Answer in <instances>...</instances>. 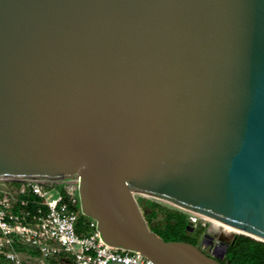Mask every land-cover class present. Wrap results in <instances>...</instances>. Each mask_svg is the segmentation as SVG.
Here are the masks:
<instances>
[{"label": "water", "instance_id": "1", "mask_svg": "<svg viewBox=\"0 0 264 264\" xmlns=\"http://www.w3.org/2000/svg\"><path fill=\"white\" fill-rule=\"evenodd\" d=\"M31 179L154 264L228 244L164 241L136 193L264 243V0H0V180Z\"/></svg>", "mask_w": 264, "mask_h": 264}, {"label": "built area", "instance_id": "2", "mask_svg": "<svg viewBox=\"0 0 264 264\" xmlns=\"http://www.w3.org/2000/svg\"><path fill=\"white\" fill-rule=\"evenodd\" d=\"M0 258L11 264H154L139 251L107 245L94 220L85 216L79 235L76 225L81 213L77 181L0 180ZM13 183L14 188H9ZM12 187V186H10ZM19 208V212H14ZM180 211V210H179ZM189 226L208 223L188 212ZM220 230V229H214ZM209 232V230H207ZM233 239V238H232ZM220 243L229 244L231 241ZM18 245L38 254L34 259L15 248ZM212 252V251H211Z\"/></svg>", "mask_w": 264, "mask_h": 264}, {"label": "trees", "instance_id": "3", "mask_svg": "<svg viewBox=\"0 0 264 264\" xmlns=\"http://www.w3.org/2000/svg\"><path fill=\"white\" fill-rule=\"evenodd\" d=\"M152 207L155 204H151ZM19 208H15L14 212H19ZM148 224L149 229L161 237L164 241H180L188 242L190 244L196 245L198 241V236L202 231L203 227L194 228L192 231L195 234V237H190L188 231L189 221L188 215L179 211H168L164 216V223L160 228H151L149 225V217L154 218L155 212L151 211L149 215L144 216ZM85 219V216H80L77 225L76 231L79 235L83 234L85 231L84 227L81 225L82 220ZM196 229V230H195ZM15 248L18 252L23 255H28L31 258H38V254L26 250L18 245H15ZM222 264H264V243L253 240L247 236L236 234L232 241L228 244L226 248V253L224 258L221 261ZM0 264H11L6 260L0 258ZM22 264H37L36 262H29L27 260L23 261Z\"/></svg>", "mask_w": 264, "mask_h": 264}, {"label": "rangeland", "instance_id": "4", "mask_svg": "<svg viewBox=\"0 0 264 264\" xmlns=\"http://www.w3.org/2000/svg\"><path fill=\"white\" fill-rule=\"evenodd\" d=\"M8 185L14 186L15 184L8 183ZM4 186H7V183L6 182H0V187H4ZM12 188H14V187H12ZM135 198L139 204V207L142 211L143 216L149 215L151 211L155 212L154 218L149 217V225L151 228L152 227L153 228H160L163 225L164 216H165L166 212L175 211V210L184 211V210L179 209L178 207H176V206H174V205H172L166 201H162L160 199H152V198L148 197L147 195H142V194L136 193ZM151 204H155V206L152 207ZM184 212H186V211H184ZM197 224H199L197 227H193L190 225L188 228V231L192 232V231H194V228H198V227L202 226V221H198ZM202 227H203V229L198 236L197 246L203 252L210 255L212 253L211 247L213 245L220 244V242H221L220 230H211V231L207 232V230H209V227H210L209 223H205L204 226H202ZM195 234L196 233H193V232L190 233V237H195ZM205 235H207V237ZM209 237H211L212 239H210ZM205 240H209L212 243L211 244H209V243L205 244Z\"/></svg>", "mask_w": 264, "mask_h": 264}, {"label": "bare ground", "instance_id": "5", "mask_svg": "<svg viewBox=\"0 0 264 264\" xmlns=\"http://www.w3.org/2000/svg\"><path fill=\"white\" fill-rule=\"evenodd\" d=\"M31 180H49V179H31ZM172 205H174V204H172ZM174 206H176V205H174ZM176 207H178V206H176ZM178 208L182 209L180 207H178ZM182 210H184V209H182ZM184 211H186V210H184ZM186 212H188L194 216H197V217L201 218L202 220L208 222L210 224L209 231L214 230V229H220V239L223 242H228L236 234H246L244 231H242L238 228H235L229 224H226L224 222H221L215 218H211V217H208V216H205L202 214H197L194 212H189V211H186ZM208 243H209V240H205V244H208Z\"/></svg>", "mask_w": 264, "mask_h": 264}, {"label": "flooded vegetation", "instance_id": "6", "mask_svg": "<svg viewBox=\"0 0 264 264\" xmlns=\"http://www.w3.org/2000/svg\"><path fill=\"white\" fill-rule=\"evenodd\" d=\"M206 236V235H205ZM207 237V236H206ZM210 239H212L211 237H209ZM212 242L211 241H209V244H211ZM197 245V244H196ZM211 250L212 251H216V252H219L220 251V248H218V249H215V245H213L212 247H211Z\"/></svg>", "mask_w": 264, "mask_h": 264}, {"label": "crops", "instance_id": "7", "mask_svg": "<svg viewBox=\"0 0 264 264\" xmlns=\"http://www.w3.org/2000/svg\"><path fill=\"white\" fill-rule=\"evenodd\" d=\"M12 187H14V186H12ZM12 187H9V188H12ZM4 188H6V187H4Z\"/></svg>", "mask_w": 264, "mask_h": 264}]
</instances>
